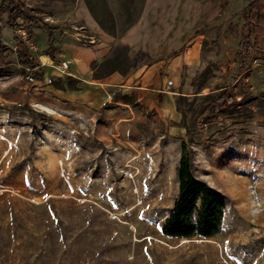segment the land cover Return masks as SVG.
<instances>
[{
	"label": "rangeland",
	"instance_id": "obj_1",
	"mask_svg": "<svg viewBox=\"0 0 264 264\" xmlns=\"http://www.w3.org/2000/svg\"><path fill=\"white\" fill-rule=\"evenodd\" d=\"M21 1L57 26V48L68 56V43L91 44L84 8L108 26L113 17L122 31L144 5ZM250 1L222 0L220 15L199 28V65L184 66L171 87L185 96L177 115L134 89L114 93L118 105L68 101L55 83L68 81L72 67L61 63L70 60L40 57L45 31L32 43L43 76L16 54L0 56V264H264V0L247 14ZM246 23L257 29L241 55ZM16 34L1 14L0 40L14 47ZM138 53L136 68L150 61ZM223 92L239 105L202 113ZM184 141L195 175L226 202L221 231L209 240L162 235L179 195Z\"/></svg>",
	"mask_w": 264,
	"mask_h": 264
},
{
	"label": "crops",
	"instance_id": "obj_2",
	"mask_svg": "<svg viewBox=\"0 0 264 264\" xmlns=\"http://www.w3.org/2000/svg\"><path fill=\"white\" fill-rule=\"evenodd\" d=\"M221 4L222 0H145L138 19L124 30H119L117 36L104 30L92 12L84 8V29L89 34L84 32L82 35L91 44L81 46L68 43L66 50L72 52L70 56L67 52L61 53L58 48V54L55 51L56 57L71 61L72 70L67 74L81 80L80 89L59 90L70 102L118 105L121 103L113 101L114 93L122 91L127 94L134 89L139 94H148V105H159V109L170 107L177 115L176 99L179 95L171 87L179 86V73L184 66L194 69L199 65L202 45L198 30L220 15ZM35 32H39V29ZM119 45L129 48L130 57L144 52L150 61L127 74L115 71L104 78H94L92 63L103 60ZM42 53L40 57L46 55L52 60L50 55ZM136 78H139L140 85L131 86L130 82Z\"/></svg>",
	"mask_w": 264,
	"mask_h": 264
},
{
	"label": "trees",
	"instance_id": "obj_3",
	"mask_svg": "<svg viewBox=\"0 0 264 264\" xmlns=\"http://www.w3.org/2000/svg\"><path fill=\"white\" fill-rule=\"evenodd\" d=\"M260 3L261 0H251L246 7L247 14L250 9L251 13L254 10H260ZM3 13L7 14L8 24L17 30L23 28L27 33V39L32 43L34 41L33 39H35L36 29L46 31L49 45L42 54L50 55L52 60L57 62L55 55L57 49L55 45L57 26L46 21L43 17L34 15L32 10L21 0H0V15ZM92 13L104 30L114 36L119 34L117 23L113 17L111 18V25L108 26L100 17L95 15L93 10ZM138 17L128 26L132 25ZM249 24L246 23L244 26L243 39L239 45V53L241 55H246L250 51L252 37L256 33V25ZM246 30L248 31L246 32ZM8 52L10 54H16L20 64L30 67L32 74L38 77L43 76L44 67L39 56L21 34L15 35L14 47L0 40V56H8ZM140 53L149 57L144 52ZM136 61L137 57H130L127 46L119 45L112 55L105 57L101 61H94L92 63L91 69L93 71V77L97 79L104 78L115 71L127 74L131 69L136 68ZM80 83L81 80L69 76L68 81L61 80L55 84L58 89L68 88L71 90H79ZM184 97L183 95H179L176 99L177 110L181 113V103ZM123 99L129 101L128 95H124ZM224 101H228L230 105L237 104L235 96L228 94L225 99L224 92L219 93L212 97V101L208 103L202 113L211 110L214 111ZM178 177L179 195L174 203L173 210L162 225V235L167 238L182 240H189L195 237L209 240L216 237L221 231L226 202L221 192L212 188L205 180L195 175L193 151L188 149L185 141L182 143Z\"/></svg>",
	"mask_w": 264,
	"mask_h": 264
},
{
	"label": "built area",
	"instance_id": "obj_4",
	"mask_svg": "<svg viewBox=\"0 0 264 264\" xmlns=\"http://www.w3.org/2000/svg\"><path fill=\"white\" fill-rule=\"evenodd\" d=\"M81 29H83V27ZM18 31L21 33V35L23 36V38L30 44L31 48L33 49L34 48V45L32 44V42L30 40L27 39V33H26V31L23 28L18 29ZM61 66H62L63 70L69 69V67H70V61H67V60L62 61Z\"/></svg>",
	"mask_w": 264,
	"mask_h": 264
},
{
	"label": "bare ground",
	"instance_id": "obj_5",
	"mask_svg": "<svg viewBox=\"0 0 264 264\" xmlns=\"http://www.w3.org/2000/svg\"><path fill=\"white\" fill-rule=\"evenodd\" d=\"M232 186H233V187H235L236 185H235V186H234V185H232Z\"/></svg>",
	"mask_w": 264,
	"mask_h": 264
}]
</instances>
